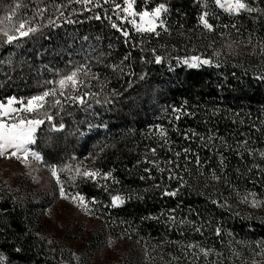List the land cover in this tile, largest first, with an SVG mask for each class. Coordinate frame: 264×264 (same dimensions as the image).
<instances>
[{
  "label": "trees",
  "instance_id": "16d2710c",
  "mask_svg": "<svg viewBox=\"0 0 264 264\" xmlns=\"http://www.w3.org/2000/svg\"><path fill=\"white\" fill-rule=\"evenodd\" d=\"M14 2L7 0L8 4ZM35 2L30 0V7ZM3 3L5 0H0ZM160 3L169 9L164 15L168 32L161 28L159 37L141 36L124 25L138 47L126 44L108 20L89 19L96 12L103 15V9L85 12L80 4L70 5L65 16L74 23L61 19V27L44 29L43 35L26 40L20 48L0 49V59L12 61L0 64V100L37 94L46 80L54 78L49 68L64 70L70 60L90 64L107 83L100 98L106 95L113 103L101 106L92 100L91 109H68L62 120L65 128L52 132L42 126L32 147L48 164H91V158L85 157L99 153L94 167L112 172V178L100 181L109 186L107 192L91 182L72 189L100 202L90 205L101 230L96 238L99 244L93 242V246L106 240L122 241L126 256L112 264H249L253 257L250 248L264 242V209L239 203L248 192L264 200V158L260 156L264 151V81L256 79L264 73V0H246L258 11L241 10L238 14L216 9L214 0H137L135 8L151 9ZM72 9L77 12L69 15ZM203 11L209 12L213 32L199 24ZM152 48L167 57L163 64L141 63L142 55L152 59ZM216 51L221 52L219 58ZM128 53L131 58L124 60ZM191 55L210 57L213 65L188 68L173 59ZM113 64L121 65L123 72L105 66ZM142 74H146L144 80L139 79ZM113 89L121 95L113 97ZM91 90L100 91V84ZM171 107H182L185 114L180 120H175ZM57 122H61L59 117ZM89 124L107 127L89 128ZM156 125L166 130L167 143L156 132ZM185 133L189 139L184 138ZM150 148H157L155 156ZM176 152L181 155L176 157ZM146 159L158 160L166 171H159ZM169 160L176 163L167 164ZM169 168L187 182L177 197L161 195L164 185L174 189L179 183L168 179ZM213 170L221 176L219 181L210 179ZM156 184L161 189H155ZM109 193L132 198L112 208ZM137 194L143 199H137ZM211 199L227 200L231 208L213 205ZM40 201L0 180V254L6 257L4 264H86L39 233L45 204ZM168 215L175 217V223L168 221ZM149 216L159 219H143ZM182 220L185 223H180ZM217 226L223 230L219 237ZM197 227L201 232L195 231ZM235 241L248 242L250 247ZM188 244L213 252L207 258L193 256ZM233 249L242 253L241 259L232 256ZM193 251L198 253V249Z\"/></svg>",
  "mask_w": 264,
  "mask_h": 264
},
{
  "label": "snow or ice",
  "instance_id": "6c2138e0",
  "mask_svg": "<svg viewBox=\"0 0 264 264\" xmlns=\"http://www.w3.org/2000/svg\"><path fill=\"white\" fill-rule=\"evenodd\" d=\"M136 2L137 0H67V3H60L57 0H52L50 4L49 0H36L34 5L30 7V0H15L13 4H8L7 0H5V3L0 4V12H3V15H0V49L8 46L20 48L26 40L43 35L44 29L61 27V24L58 22L61 19H63L64 23H74L72 19L65 16V9L72 4L82 5V11L85 12H92L93 9H103V15L96 12L89 19H95L97 21L102 19L108 20L111 28L119 32L124 38L125 43L132 47H138L139 45L132 41L130 29L124 25H130L141 36L154 35L159 37L160 32L158 28H162L165 32H168L165 21L162 19L163 14L169 10L164 3H160L150 10L137 11L134 7ZM214 3L217 7L224 9L228 13L238 14L241 10L249 13L258 11V9L248 6L243 0H214ZM104 5H109L110 7L104 8ZM76 12L77 9H72V13H69V15ZM109 13L111 14L109 15ZM208 17L209 12L203 11L199 16V24L208 32H213L214 26L209 22ZM233 27L236 26L233 25ZM84 39L86 40L87 37ZM228 47L231 48L232 45H228ZM141 51L143 52L145 49L141 48ZM261 52L264 53V48L261 49ZM151 53L152 59L142 55L140 57L141 63H155L160 65L167 59V57L158 54L155 48L151 49ZM214 55L219 58L221 52L216 51ZM130 58L131 53H128L125 55L124 60H129ZM173 59L178 64L186 65L188 68L213 65L212 58L201 55L174 57ZM97 62L99 63L101 61L98 60ZM4 63L11 64L12 61L11 59H0V64ZM121 64H123V61H121ZM105 66L110 67L113 72L117 70L123 72L121 65L113 64ZM215 66L219 67V62ZM45 67L47 68L48 66L45 65ZM48 70L53 71L54 78L46 80L41 86L42 90L37 94L27 97L8 96L5 100H0V158L8 160L14 159L25 169L29 170L26 173L28 176H32V172L35 170L33 168L34 164L42 165L48 171L50 179L54 181L59 197L68 200L86 215H91L93 214V210L90 205H96L100 202L95 197L89 199L81 191H73L72 189H78L80 183L91 182L98 187H102L106 192L109 190V186L107 184H101L100 181H108L112 178V172H101L99 168L94 167L99 153L89 154L88 157H85V160L91 158V164H85L83 161H77L75 164H48L44 156L39 151L34 150L32 146L37 144V133L42 130V126L47 125L52 132H60L65 128L62 120L63 114L68 109L78 107L83 110H88L93 107V104L90 102L92 100L95 101V104L101 106L112 104L113 100L109 99L106 95L103 96V99L100 98L104 89L107 87V83L101 80V75L94 72L88 63H74L70 60L64 70H53L51 68ZM145 75H140L139 79L144 80ZM256 79L264 81V73L257 75ZM97 83L100 84V91H92L91 89L96 87ZM129 87H131V82H129ZM111 95L118 97L121 93L113 89ZM171 112L175 114V120H180L181 116L185 114L182 111V107H171ZM67 114L71 115L70 112ZM58 117L61 122H57ZM100 126L107 127V125H88L89 128ZM155 129L159 136L164 138V142L167 143L166 130L160 125H156ZM80 134L83 135V133ZM192 135H195V133H192ZM184 138H190L188 133L184 134ZM105 147L107 145L101 147L100 152H103ZM149 151L155 156L157 148H150ZM188 151V148L184 149L185 153ZM175 155L179 157L181 153L176 152ZM260 156L264 158V151L260 153ZM72 160L76 161L77 158L73 156ZM146 162L158 167L161 172L166 171L165 168L159 167L158 160L146 159ZM175 163L173 160L167 161V164L170 165ZM195 163L199 171V165L201 164L199 157L196 158ZM256 167L259 166L257 165ZM144 171L149 172L150 170L145 168ZM167 171L169 172L168 179L177 180L179 183L174 189H169L167 185H164L161 195L164 197H177L180 195L181 190L187 186V182L183 176L178 175L173 169L169 168ZM199 174L201 176L204 175L203 172ZM33 179L35 178L33 177ZM140 179L143 180L145 177L141 176ZM210 179L219 181L221 176L217 175L215 170H213ZM153 187L159 190L162 186L156 184ZM109 195L111 201L109 207L112 208H119L128 199L132 198V196L125 197L120 193H109ZM136 198L143 199V196L137 194ZM211 203L218 207L231 208L227 200L221 203L217 199H211ZM239 203L245 204L253 209H264V200L258 198L254 192H248L244 197L240 198ZM235 215L239 216L240 213L237 212ZM247 218L252 219L251 216ZM143 219H159V217L149 216ZM167 219L175 223L174 216L168 215ZM180 223H185V221L182 220ZM195 231L201 232V228L197 227ZM215 234L218 237L223 234L220 226L215 228ZM228 234L232 235V233ZM112 243L113 241L110 240L109 246ZM235 243L245 248L250 247L248 242L245 241H235ZM186 247L193 256L202 255L207 258L213 252V249L204 248L199 244H188ZM197 249L198 253L193 251ZM16 251L20 252L21 249L17 248ZM250 251L253 254L251 264H264V242H256L255 247L250 248ZM145 255H148L147 249L145 250ZM216 255L220 256V253H216ZM72 256L79 262L80 258L76 253H72ZM232 256L239 260L242 258V253L239 250L233 249ZM256 257H260V259L258 260ZM5 261L6 257L0 254V264H4ZM211 264H216V262H211ZM243 264H248V261H243Z\"/></svg>",
  "mask_w": 264,
  "mask_h": 264
},
{
  "label": "rangeland",
  "instance_id": "374dc122",
  "mask_svg": "<svg viewBox=\"0 0 264 264\" xmlns=\"http://www.w3.org/2000/svg\"><path fill=\"white\" fill-rule=\"evenodd\" d=\"M243 2L246 3V0ZM215 7L228 13L216 5ZM143 10L145 9L140 11ZM164 15L163 20H165ZM33 168L35 170L32 176H28L26 173L29 170L14 159L0 158V180L30 195L34 200L45 203L41 208L39 233L53 241L54 245H59L68 251L70 257H73L72 253H76L79 260H83L86 264H112L120 261L126 254V245L122 241L111 240L113 243L109 246L110 240H106L99 246H93V242L99 244L96 238L101 235L98 220L92 214L86 215L68 200L61 199L45 167L34 164ZM256 259L260 258L256 257Z\"/></svg>",
  "mask_w": 264,
  "mask_h": 264
}]
</instances>
